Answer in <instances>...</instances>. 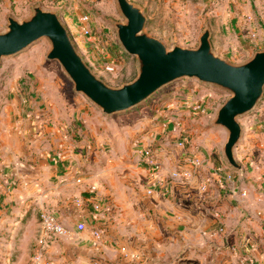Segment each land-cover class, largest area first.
Segmentation results:
<instances>
[{"label":"crops","instance_id":"0c3cea01","mask_svg":"<svg viewBox=\"0 0 264 264\" xmlns=\"http://www.w3.org/2000/svg\"><path fill=\"white\" fill-rule=\"evenodd\" d=\"M55 115V125L41 129L32 118L26 126L19 117L16 130L3 134L0 264H34L44 209L55 211L69 230L43 249L56 264H90L99 253L104 264H264V139L255 129L238 147L240 170L211 153L200 156L202 169L190 181L174 179L167 195L149 194L144 167L105 165L97 135L77 121L69 129L63 115ZM156 150L163 176L186 160L185 152L170 146ZM227 174L233 180L224 179ZM204 178L209 183L202 193ZM93 186L100 204L96 221L92 205L75 203Z\"/></svg>","mask_w":264,"mask_h":264},{"label":"rangeland","instance_id":"374dc122","mask_svg":"<svg viewBox=\"0 0 264 264\" xmlns=\"http://www.w3.org/2000/svg\"><path fill=\"white\" fill-rule=\"evenodd\" d=\"M129 1L144 11L147 18L144 31L160 40L168 50L175 46L197 48L207 27L212 32L214 52L233 64H243L257 51L264 50V0ZM37 5L58 13L78 52L107 84L121 87L137 78V56L129 54L118 37L116 23L126 22V18L117 0H0V33L8 30L9 16L18 21L29 19ZM83 15L90 17V36L81 32ZM50 50V40L43 37L18 54L1 59L0 146L4 135L16 130L19 117H25L26 126H30L28 118H32L41 129L44 124L55 125L56 112L63 115L69 129L77 121L85 130H92L104 150L101 159L107 162L105 165L116 168L122 162H129L134 170L141 167L133 156L136 139L140 145L154 149L164 144L185 152L175 142V137L185 134L190 137L188 151L193 155L208 158L211 153L214 157L223 154L228 131L215 124V120L220 107L233 95L229 90L197 78L183 77L163 86L135 107L107 115L75 91L74 83L59 61L47 58ZM197 100L206 106L202 113L189 108ZM50 117L53 118L47 123ZM166 118L180 122L178 129L165 130L161 120ZM238 121L243 133L235 155L240 161L238 147L249 129H255L257 137L264 139V95ZM29 144L33 145L34 141Z\"/></svg>","mask_w":264,"mask_h":264},{"label":"water","instance_id":"95a60500","mask_svg":"<svg viewBox=\"0 0 264 264\" xmlns=\"http://www.w3.org/2000/svg\"><path fill=\"white\" fill-rule=\"evenodd\" d=\"M126 22L116 23L124 49L136 55L137 78L121 87H112L98 77L78 52L68 28L58 13L33 8L29 19L8 17V30L0 33V61L23 51L35 41L47 37L51 50L47 58L57 60L74 83V89L112 115L135 107L163 86L183 77L197 78L229 90L233 95L220 107L215 124L228 131L223 155L233 170L242 165L235 155L243 133L238 117L252 111L264 95V50L257 51L243 64H233L217 55L212 47L209 27L200 36L197 48L175 46L168 50L145 31L144 11L129 0H117Z\"/></svg>","mask_w":264,"mask_h":264},{"label":"built area","instance_id":"2783aa9c","mask_svg":"<svg viewBox=\"0 0 264 264\" xmlns=\"http://www.w3.org/2000/svg\"><path fill=\"white\" fill-rule=\"evenodd\" d=\"M90 17L88 15H83L80 18L81 32L86 36H90L92 31L89 25ZM189 108L193 112L202 113L206 110L204 102L199 100L193 101L190 103ZM162 121V125L165 130L170 132L178 129L180 122H176L170 118H166ZM163 129V131H165ZM135 147L133 148V156L137 160V163L144 167L148 172V180L150 182V187L147 192L149 194L159 193L167 195L170 191L171 181L174 179H180L182 181H190L196 175H198L202 169L203 162L199 156L193 155L188 151V145L190 143V137L185 134H181L175 137V142L177 147L185 150L184 157L186 158L184 163H180L179 168L173 171L169 176H163L161 174L162 161L158 156L157 148L154 149L147 145H140V140H135ZM224 179L233 180L232 174H227ZM209 180L204 178L199 186L200 191L206 192L208 189ZM95 186L92 187L90 194L95 190ZM75 203L77 206L84 208L85 206L92 205L93 211L91 212V218L93 221H96L99 217L100 204L95 202L94 197L91 195L86 198L76 197ZM40 223L42 224L43 237L40 239V250L34 256V264H56L51 256L45 254L46 245L49 243V240L55 238H61L69 234V230L60 220L59 216L55 211L44 209L40 212ZM219 231H225L223 227L218 229ZM95 234L100 237V232H95ZM104 257L99 253L94 255L90 259V264H104Z\"/></svg>","mask_w":264,"mask_h":264}]
</instances>
